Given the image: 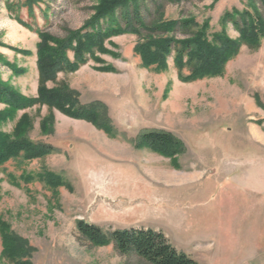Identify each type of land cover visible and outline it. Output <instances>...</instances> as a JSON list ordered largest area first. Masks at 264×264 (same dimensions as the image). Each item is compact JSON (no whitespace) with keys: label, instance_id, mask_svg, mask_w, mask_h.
Segmentation results:
<instances>
[{"label":"rangeland","instance_id":"374dc122","mask_svg":"<svg viewBox=\"0 0 264 264\" xmlns=\"http://www.w3.org/2000/svg\"><path fill=\"white\" fill-rule=\"evenodd\" d=\"M28 3L0 0V84L35 98L40 43L35 29L64 37L82 28L99 0H35L34 16ZM141 3L151 21L152 2ZM252 4L167 1L163 18L191 17L207 26L210 37L223 32L240 41L225 16L252 13ZM138 41L134 33L111 37L104 52H96L100 60L47 83L74 90L82 105L105 103L114 136L46 105L8 118V105L0 99V116L7 117L0 119V133L14 134L23 118L33 141L56 148L0 167V264H13L3 254L7 232L33 247L32 264H150L120 254L112 244L92 246L80 236L79 220L105 231H161L198 264H264V36L259 47L240 41L222 75L190 82L179 78L173 56L165 70L144 66L134 51ZM108 66L116 70H102ZM146 130L173 134L185 151L166 157L136 147ZM44 171L63 184L47 185L39 178Z\"/></svg>","mask_w":264,"mask_h":264},{"label":"trees","instance_id":"16d2710c","mask_svg":"<svg viewBox=\"0 0 264 264\" xmlns=\"http://www.w3.org/2000/svg\"><path fill=\"white\" fill-rule=\"evenodd\" d=\"M33 1L29 0L30 14L34 16ZM152 2L153 19L147 21L141 2ZM179 0H99L93 14L81 29L68 31L64 37L49 33L44 28H36L40 43L37 50L39 73L38 94L35 98L22 96L14 89L0 84V99L8 105L7 117H14L20 109L40 104L56 109L75 119L92 123L110 136L117 132L108 115V107L101 101L82 105L77 93L61 85L48 88L61 72H74L90 59L100 60L96 52H104L105 42L111 37L125 33L139 36L134 51L146 67L155 66L160 70L168 67V58L173 56L179 78L190 82L204 77L220 76L228 60L233 58L240 47V41L250 47H259L264 36V0H252V13L236 11L225 19L239 31L240 41L231 40L223 32H215L210 37L205 24L194 18L182 17L166 20L163 18L165 2ZM31 4V5H30ZM258 4V6H257ZM23 22V21H22ZM33 29L32 25H27ZM73 52V58L69 56ZM188 73L184 74V70ZM102 70L115 71L113 67ZM259 97H256L258 101ZM9 115V116H8ZM0 116V119L7 118ZM24 119L16 125L14 134L0 133V167L10 159L31 160L44 157L56 151L47 143L33 141L27 134ZM138 148L148 147L163 156L172 157L185 151L186 145L173 134L160 130H146L135 139ZM39 178L49 186L63 184L62 178L44 171ZM77 229L92 246L112 244L122 255H137L150 264H198L195 259L179 251L166 234L152 228H122L105 231L101 227L84 220L77 222ZM3 254L13 264H32L30 257L34 251L26 240L13 233H4Z\"/></svg>","mask_w":264,"mask_h":264}]
</instances>
